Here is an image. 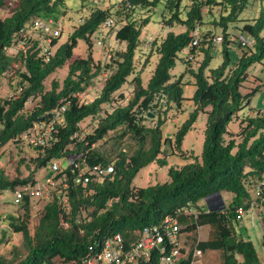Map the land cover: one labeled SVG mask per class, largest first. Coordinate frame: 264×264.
<instances>
[{"label":"trees","instance_id":"16d2710c","mask_svg":"<svg viewBox=\"0 0 264 264\" xmlns=\"http://www.w3.org/2000/svg\"><path fill=\"white\" fill-rule=\"evenodd\" d=\"M158 1L118 0L100 7L91 0H81L80 9L88 5L87 14L73 27L66 41L58 44L46 58L40 53L36 40L27 43L25 52L20 50L9 55L4 49L10 45L13 35L34 18L58 20L65 14L66 0H0V9L9 10L0 17V74L5 69H14L19 79L11 88L23 86L14 99L0 95V148L9 142L21 143L19 136L23 131L35 121L48 120L60 99L69 101L63 122L55 124L54 139L43 147H31L30 161L34 165L25 177L8 179L0 169V192H12L34 181L36 170L43 169L48 161L65 160L69 154L76 158L84 156L89 165L112 161L114 166L112 175L89 184L91 193H84L81 185H74L66 168L55 176L61 178L59 185L67 182L60 191L52 190L46 199L23 195L14 211L0 215V222L6 224L0 226V244L6 240L8 231L20 233L23 250L13 246L10 257L0 253V264H50L54 261L78 264L89 245L98 248V241L116 232L130 241L136 231L160 222L165 214L183 207H194L196 211L179 216L183 225L180 232L193 233L199 226L207 225L208 234L204 240H192L178 264L190 263L193 247L202 253L205 250L220 252L218 264H260L252 241L236 226L240 219L236 209L242 207L247 211L250 208L251 192L256 185L264 195V106L253 115H243L235 133L227 126L247 105L250 96L264 85V81H259L250 91L241 90L248 80L250 66L264 56V7L259 11L252 9L247 5L248 0H165L162 24H179L184 29L168 30L161 38L151 41L150 54L155 52L157 60L144 86L135 71L134 55L142 28ZM213 8L217 11H212ZM141 10L146 11L143 17L138 14ZM108 19L111 22L106 25ZM101 25L108 26L124 47L113 51L105 64L94 61L90 51L85 57L74 58L67 63L62 82L52 80L46 88L44 80L71 58L78 39H84L90 48L91 36ZM195 27L200 29L198 44L190 47L192 59L183 57V74L188 73L195 86L191 97L195 107L171 138L163 134L165 119L159 108L162 104L158 103L155 108L153 98L155 94H164L167 107L171 102L179 105L183 99V74L172 77L169 71L178 52L190 45V32ZM235 29L252 37L253 44L241 46L240 34L233 33ZM214 35L221 36L219 43L213 42ZM58 37L52 39L53 47ZM235 47L239 48V54L232 60L231 48ZM215 50L220 52V61L210 67ZM198 52L202 53V59L192 67L191 61ZM105 69L111 70L99 93L90 101H82L76 94L86 90L92 79ZM130 75L131 99L124 105L115 104L114 92ZM29 97L37 102L26 108ZM100 111L104 112L103 116ZM199 111L206 114V121L201 152L197 156L186 153L181 145ZM93 116L98 117L96 126L82 136L79 123ZM126 137L133 147L126 146ZM98 140L111 143L107 149L92 146ZM164 145L180 155L185 163L170 165L169 178L163 182L135 186L133 179L142 167L153 162L160 166L167 164ZM222 191L231 193L228 205L220 207L219 200L209 205L208 199L220 198L218 193ZM255 199L256 204L260 203L259 196ZM32 209H35L36 222L30 229ZM62 220L66 226L61 225ZM260 244L264 250V228ZM150 262L157 264L155 254Z\"/></svg>","mask_w":264,"mask_h":264},{"label":"rangeland","instance_id":"374dc122","mask_svg":"<svg viewBox=\"0 0 264 264\" xmlns=\"http://www.w3.org/2000/svg\"><path fill=\"white\" fill-rule=\"evenodd\" d=\"M92 3L99 5L100 7H107L111 5V2L114 3L118 0H91ZM165 0H159L154 9L150 11V18L148 23L142 28L141 34L139 36V45L135 50L134 55V67L136 73L140 75L142 80V85H146L148 78L150 77L156 60L157 54L154 52L150 54V43L153 39H159L166 34L168 30L178 32L184 29V26L179 24H174L172 26H166L162 24L161 21V12L163 11V5ZM81 0H66L65 2V14L59 16L58 22L53 23L54 26L61 28V33L57 39V42L52 50L55 47L66 41L68 35L72 31L73 27L77 25L81 18H83L88 12V5H84L80 9ZM250 8L259 11L264 7V0H248L247 4ZM9 10L0 9V17L5 16ZM214 12L217 11L216 8H213ZM146 11L141 10L138 12L140 17L145 15ZM139 17V16H138ZM216 33H218V29H216ZM235 35H239L240 31L235 29L233 32ZM262 35L264 37V29L262 30ZM149 38V40H148ZM20 46V45H19ZM124 46L120 44V41L116 40L113 36L112 31L108 26L101 25L99 30L95 31L91 36V46L90 48L85 43L84 39H78L77 46L73 49V54L69 60L60 68H57L52 74H50L44 80V86L46 88L50 87V83L52 80H58L60 83L64 78L67 70V63L72 61L77 57H85L87 53L90 51L92 54V58L94 61H99L102 64L108 63L110 61V55L113 51L117 49H122ZM186 49H182L178 52L177 58L175 60V64L170 69V74L172 77H177L184 72V61L183 57L185 55ZM239 54V48H231V57L232 60L237 58ZM202 59V53L198 52L195 54L194 59L191 61V66L196 67L198 62ZM220 61V52L217 50L214 51V57L210 61V67L216 66ZM11 74L8 76V79L5 81L0 80V95H6L12 85L16 84L19 77L15 73L14 69H9ZM111 69L102 70L99 74H97L93 79L91 84L83 91L82 101H90L94 96H96L103 84L104 78L107 73L110 72ZM249 76L248 80L244 82L241 87V90L250 91L259 81H264V56L260 62H256L249 68ZM132 75H130L126 82L123 83L121 88L114 92L115 104L124 105L127 103L129 99L132 97L133 84L130 82ZM195 86L192 84V77L188 73L183 74V84H182V97L183 99L180 101L179 105L175 103H170V106L167 107L164 104L160 105L161 117H164L165 122L162 125L163 134L173 137L174 131L179 127V125L187 118L189 112L195 107V104L191 100L193 95ZM121 92V93H119ZM122 95V96H120ZM37 99H33L32 101L25 104L26 108H30L32 103H36ZM264 106V86H260L258 90H256L249 98V102L245 105L241 111L238 112V116L231 121L227 128L231 133H235L239 129V120L240 118L247 114L253 115L257 109L263 108ZM112 106L109 105V109ZM98 117H87L83 119L79 124L81 127V135L83 136L85 133L90 132L97 124ZM150 123L149 120H146ZM206 114L202 111L198 112V115L193 122L191 128L186 132L182 141V149L186 151V153H193L194 155L199 156L202 148L203 141V130L205 127ZM154 122V120H153ZM126 146L133 147V143L130 141L128 137L125 138ZM110 141L105 143H101V140L96 144L101 149H107L110 145ZM164 151L168 154L165 156L167 160L166 165H158L156 162L150 163L145 167H142L133 179V184L135 186H146L148 184H153L156 182H163L169 178L168 176V167L179 166L185 163V160L178 154H174L171 150L164 145ZM33 150L31 147L27 145H22L21 143L16 144L15 142L6 143L4 146L0 148V169H2L4 176L8 179H13L15 177H25L30 170L32 169L33 161H30V157L32 156ZM71 159V158H69ZM62 166H65L66 160L59 161ZM28 165V166H27ZM44 177V169L35 171V178L41 179ZM264 181V178H263ZM252 197L255 198L254 192L252 191ZM260 203L254 204L251 211L247 210L243 212L239 219V224H236L238 230H240L245 237H248L260 258V264H264V250L261 248V238H262V229L264 228V195L259 194ZM256 196V197H258ZM221 198H209V205L214 204L219 200L223 201L224 205L227 206L231 200V193L227 191H222ZM218 198V199H217ZM16 207V202L14 200V196L12 192L3 191L0 192V215L5 214L6 212L14 211ZM35 209H32V217L29 222V228L36 222V214L34 213ZM191 211H196L193 207ZM3 222L1 221V226ZM4 227L6 226L3 225ZM206 226L200 227L198 230L193 233H188L183 231L182 235L187 234L186 239L183 241L185 243V247L181 251H183L184 256L188 251V247L192 243V240H199L200 236L202 237L206 232ZM18 247L19 250H23L21 246V235L20 233H14L12 231L7 232L6 240L0 244V253L4 254L7 257H10L12 247ZM240 260L241 257L237 256ZM201 264H218L221 260V254L218 251L202 253L199 257ZM57 261H54L53 264H57ZM58 264H61L59 262ZM72 264V263H69Z\"/></svg>","mask_w":264,"mask_h":264},{"label":"built area","instance_id":"2783aa9c","mask_svg":"<svg viewBox=\"0 0 264 264\" xmlns=\"http://www.w3.org/2000/svg\"><path fill=\"white\" fill-rule=\"evenodd\" d=\"M58 21L59 20L55 21L52 18H34L30 23L22 26L13 35L10 45L6 46L4 49L5 53L11 55L20 50L25 52L28 46L27 43L32 44L36 40L40 53L48 58L49 55L53 53L52 39L59 36L61 32V28L53 24ZM110 22L111 19H108L105 24L108 25ZM190 35L191 41L190 45L185 48L184 59H192L190 47H195V45L198 44L200 29L198 27L193 28ZM212 40L214 43H219L221 36L214 35ZM238 40L243 47H248L253 44V39L249 35L240 34ZM10 74V70L5 69L0 74V80H7ZM22 89V85H17V87L14 86L9 89L5 96L8 99H14ZM76 95L82 100L83 92L77 93ZM32 100V97H29L26 103ZM153 102L165 104L166 97L164 94H155ZM68 103V100L60 99L57 107L51 111L50 118H48V120L35 121L28 130L20 134V142L28 147H43L48 144V141L55 137L53 132L56 131V122H63V112ZM34 105L35 103H32L31 107ZM145 110L146 109L142 111V116H144ZM99 113L101 116L104 114L103 111ZM148 113H150L149 110ZM137 115L141 116L140 113ZM99 141L100 140L92 144V146H95ZM65 160V166H62L57 160L48 161L43 168V178H35L34 181L23 184L13 190L12 193L15 202L20 201L23 195H28L31 199H46L50 197L52 190L58 192L62 187H66V181H63L62 184L59 185L61 178L55 177L62 169L69 168L71 182L74 185H81L84 193L92 192V187L89 186L91 182L94 180L102 181L105 177L112 175L114 172L112 161L106 164L98 163L89 165L84 156L76 158L74 155L70 154L66 156ZM253 192L256 198V196L261 194V187L256 185ZM255 198H252L253 201L250 202L249 211L252 210L254 207L253 205L256 203ZM63 201L65 202L66 199L63 198ZM190 212L191 209L187 207L176 208L172 212L165 214L160 222L145 226L140 231H136V236L130 241L125 240L118 232L113 233L98 241V243L96 242L98 248H95L94 244L89 245L87 252L82 256L78 264H151L150 259L153 254H155L157 264H178L179 260L184 257V253L181 251L184 246L181 237L182 232H180L183 225L179 221V216L189 215ZM243 212H245V210L242 207H238L236 209L237 217H241ZM61 225L66 226L67 224L62 220ZM201 254L202 252L198 248L193 247L189 264H200L199 257Z\"/></svg>","mask_w":264,"mask_h":264},{"label":"crops","instance_id":"0c3cea01","mask_svg":"<svg viewBox=\"0 0 264 264\" xmlns=\"http://www.w3.org/2000/svg\"><path fill=\"white\" fill-rule=\"evenodd\" d=\"M114 36V35H113ZM120 44L121 45H123L124 46V43L123 42H120ZM204 226H206V228H207V230H206V232H204L205 234L201 237L200 236V238H199V240H204V239H206V237H207V234H208V226L207 225H202V226H199L198 228H197V230L200 228V227H204ZM186 236H187V234H183L181 237H182V240L184 241L185 239H186ZM183 243V246L185 247L186 245H185V243L184 242H182ZM261 243V242H260ZM214 250H205V251H203V253H208V252H213ZM259 260H260V258H259ZM59 262H61V261H57L56 263L58 264ZM69 263H72V264H76V263H73V262H61V264H69ZM200 264H201V261H200Z\"/></svg>","mask_w":264,"mask_h":264},{"label":"water","instance_id":"95a60500","mask_svg":"<svg viewBox=\"0 0 264 264\" xmlns=\"http://www.w3.org/2000/svg\"><path fill=\"white\" fill-rule=\"evenodd\" d=\"M154 107L157 108V107H158V104L156 103V104L154 105ZM151 115H152V114H151ZM220 195H221V194L218 193V196H219V197H220ZM220 198H221V197H220ZM223 206H224V203H223V201H221V205H220V207H223Z\"/></svg>","mask_w":264,"mask_h":264}]
</instances>
